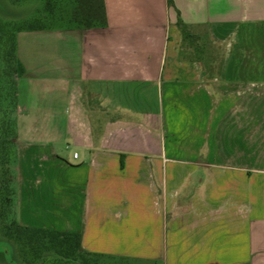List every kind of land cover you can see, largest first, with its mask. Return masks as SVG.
Wrapping results in <instances>:
<instances>
[{
  "label": "crops",
  "instance_id": "obj_1",
  "mask_svg": "<svg viewBox=\"0 0 264 264\" xmlns=\"http://www.w3.org/2000/svg\"><path fill=\"white\" fill-rule=\"evenodd\" d=\"M104 1L17 31L10 219L92 264H264V0Z\"/></svg>",
  "mask_w": 264,
  "mask_h": 264
},
{
  "label": "rangeland",
  "instance_id": "obj_2",
  "mask_svg": "<svg viewBox=\"0 0 264 264\" xmlns=\"http://www.w3.org/2000/svg\"><path fill=\"white\" fill-rule=\"evenodd\" d=\"M75 0H61L55 13H44L46 0H0V130L8 126L10 138L16 111V62L12 59V52L6 32H14L18 28L28 26L33 18L41 16L39 23L52 25L69 20ZM9 42V43H8ZM11 47V46H10ZM5 245L7 259L13 260L18 255L26 264H92L93 256L85 252L74 250L72 253H60L55 249L38 247V253L31 246ZM9 260V261H10Z\"/></svg>",
  "mask_w": 264,
  "mask_h": 264
},
{
  "label": "trees",
  "instance_id": "obj_3",
  "mask_svg": "<svg viewBox=\"0 0 264 264\" xmlns=\"http://www.w3.org/2000/svg\"><path fill=\"white\" fill-rule=\"evenodd\" d=\"M19 1V0H18ZM61 0H46L44 13L50 15L55 13ZM41 16L33 18L28 26L18 28L14 32H6L7 41H9L8 51L12 52V59L16 62V35L17 31L23 28H41L48 25L39 23ZM70 22L77 23L85 28L104 25L107 22L106 6L104 0H75V5L71 11ZM11 46V47H10ZM16 103V99L15 102ZM15 136L14 123L12 125V137ZM14 142L10 138L8 126L0 130V220L4 225L6 234L15 237L16 241L22 245L31 246L37 252L38 247L46 249H55L63 254L72 253L75 249L90 254L82 247V233L67 232L58 230H45L38 228H27L18 225L12 219V169L11 162L13 157ZM38 253V252H37ZM32 264V263H30Z\"/></svg>",
  "mask_w": 264,
  "mask_h": 264
},
{
  "label": "built area",
  "instance_id": "obj_4",
  "mask_svg": "<svg viewBox=\"0 0 264 264\" xmlns=\"http://www.w3.org/2000/svg\"><path fill=\"white\" fill-rule=\"evenodd\" d=\"M74 155H75V157H76V156L78 155V154H77V152H75V154H74Z\"/></svg>",
  "mask_w": 264,
  "mask_h": 264
}]
</instances>
